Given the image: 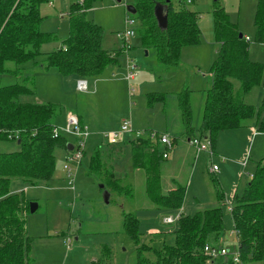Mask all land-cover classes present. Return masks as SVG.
<instances>
[{
	"label": "rangeland",
	"instance_id": "obj_1",
	"mask_svg": "<svg viewBox=\"0 0 264 264\" xmlns=\"http://www.w3.org/2000/svg\"><path fill=\"white\" fill-rule=\"evenodd\" d=\"M215 1L190 0V3L181 4L180 0H173L176 10L188 9L198 13L196 17L202 31L198 48L182 49L178 67L162 65L158 61L157 50L144 42L139 15L127 12V7L134 4L133 0L96 2L85 18L101 27L102 48L109 53L120 54V67H109L97 78L84 79L87 92H80L78 87V91L75 89L76 76H63L57 69L42 66L46 54L60 48L68 38L69 10L79 0H54L52 5L45 3L40 6L43 18L40 31L57 33V41L44 45L43 55L36 60L38 63L24 65L18 77L2 76L0 87L16 85L24 80L32 84L35 95H27L24 99L54 105L58 116L54 129L61 130V137L70 144L77 146L78 140L66 131L67 112L76 113L83 124L90 126L87 129L92 135L87 140L86 152L78 168L68 163L58 149L51 182L33 186L17 180L11 184L10 191L19 194L29 207L25 219L28 235L33 240L30 264H98V261L99 264H136L138 247L124 230V215H133L139 221L141 245L156 249L163 243L174 245L178 217L181 214L194 216L202 208L218 205L216 192L220 188L224 190L226 199L223 207L226 231L221 241L224 240L227 247L236 244L229 209L236 196H242L264 159V135L259 134L255 138L252 132L247 137L244 129L226 131L217 138L219 150L216 149L212 156L203 152L195 163V151L184 142L187 133L178 103V94L185 88L190 89L192 128H200L212 83L211 69L220 51L214 28ZM233 2L238 8L240 3L241 13L239 17L234 16L238 18L239 29L252 38V41L246 39L250 46L249 57L251 61L264 65V44L256 43L255 24H250V3L248 0ZM233 2L230 1L231 5ZM219 4L224 9V0H219ZM226 7L230 14L233 13L231 6ZM127 19L133 23L127 24ZM128 29L135 31V37L126 44L123 35ZM129 66H135V69L131 70ZM130 72L135 78L127 81ZM263 96L264 90L254 87L244 101L258 109ZM126 120L131 121L134 133L125 135L123 155L118 160L115 153L114 157L104 159L108 168L114 169L115 162L116 178L126 188L118 193L110 191L107 203L104 191L100 189V185L105 183L104 173L89 174L88 169L95 149L108 143L104 134L118 131ZM143 132L168 134L179 141L175 146L177 152H172L168 159L160 162L163 188H186L185 203L174 213L157 210L145 192V171L133 168L129 142ZM12 134L15 133L9 134L8 139L14 140L10 138ZM19 149L18 142L0 141V154L14 153ZM192 163H195L194 167H191ZM67 165L75 175V186L69 183L65 170ZM213 166L219 168L213 175L219 182L212 180L213 176L209 174ZM31 204L38 205L34 213L30 212ZM171 218L173 222H169ZM143 257L154 259L149 252H145Z\"/></svg>",
	"mask_w": 264,
	"mask_h": 264
},
{
	"label": "trees",
	"instance_id": "obj_2",
	"mask_svg": "<svg viewBox=\"0 0 264 264\" xmlns=\"http://www.w3.org/2000/svg\"><path fill=\"white\" fill-rule=\"evenodd\" d=\"M101 0H84L70 7L69 36L61 48L49 52L42 64L45 69H57L63 76L93 79L109 67H120L119 53L102 48V29L85 18L87 11ZM255 16L256 43L264 44V0H257ZM51 0H0V78L18 77L22 67L43 55L42 47L57 41L54 33L40 31L43 18L40 6ZM133 6L142 21L144 42L157 50L158 61L167 67H178L182 49L201 43V31L196 13L188 9L176 10L173 0H133ZM182 4V0H180ZM162 5L168 13V28L158 27L154 9ZM213 11L215 38L220 43L219 56L211 69L213 76L206 99L203 123L192 128L193 111L191 91L178 94L179 108L189 139L209 137L212 144L225 131L238 130L252 124L264 134V96L256 109L244 101L254 87L264 90V65L252 62L249 42L234 25L219 0ZM35 95V87L24 80L16 85L0 87V141L18 142L21 149L0 154V264H30L33 240L29 237L25 216L29 207L25 200L10 191L14 181L38 186L54 179L55 152L69 150L70 143L63 137L53 138L58 118L56 107L46 103H25L22 97ZM82 125V124H81ZM19 139H8L11 133ZM134 169L145 171V192L157 210L175 211L184 205L186 188L164 192L161 166L163 151L159 143L148 137L132 140ZM116 144V145H120ZM111 145V144H110ZM115 145V146H116ZM114 146V147H115ZM115 150L99 145L90 161L89 174H103V191L120 192L122 186L114 169L108 168L105 158ZM115 156V154H114ZM113 156V157H114ZM213 176V174H212ZM217 182L218 178L213 176ZM219 206L198 211L194 216L181 214L175 231L174 245L166 243L156 249L141 245L139 221L133 215H124V230L138 247L136 264H205L203 248L207 244L220 245L225 236L223 207L225 194L216 192ZM233 230L237 241L228 246L238 250L242 264H264V159L247 184L242 196H236L231 210ZM152 253L154 259L143 257ZM219 264H233L229 259Z\"/></svg>",
	"mask_w": 264,
	"mask_h": 264
},
{
	"label": "built area",
	"instance_id": "obj_3",
	"mask_svg": "<svg viewBox=\"0 0 264 264\" xmlns=\"http://www.w3.org/2000/svg\"><path fill=\"white\" fill-rule=\"evenodd\" d=\"M54 1V0H53ZM53 1L50 2V4H53ZM84 0H79V3H83ZM182 2L190 3V0H182ZM133 21L127 19V24H132ZM135 37V31L128 29L125 34L123 35L125 43H129V40L131 38ZM131 70L135 69V66L130 67ZM134 78V74L130 72L127 79L131 80ZM78 89L80 91L87 92V82L85 81H79L78 83ZM66 131L72 135H74L78 140V145L73 146L71 150H68L66 159L68 163H73L77 166V168L81 165V161L85 154V148L87 144V140L90 137V133L88 130L80 125L79 119L76 115H69L68 116V124ZM134 133L131 127V123L129 121H124L118 131H113L110 133H107L104 135L105 139L109 142L111 145H116L119 143L124 142L125 135ZM13 136V137H12ZM61 137V130L58 128L54 129L53 132V138L59 139ZM140 137H143L141 134H137L134 139H138ZM11 139L18 140L19 139V133L12 134L10 136ZM149 138L153 143H159L160 145L165 147V151L163 153V158H168V152L171 151L174 147V140L166 134H159L156 132H151L149 134ZM188 144L195 148L197 152H210L212 154V141L209 137L205 138H194L189 139ZM213 155V154H212ZM65 170L67 171L69 183L72 186H75V175H73L72 169L70 166H65ZM219 171V168L217 166H213L210 168V172L212 174H216ZM230 212L232 208L229 209ZM169 222H173V219H169ZM235 234V232L233 231ZM236 235V234H235ZM203 253L207 257L205 264H219L220 260L223 259V262H228L230 259L233 264H242L241 262V256L238 250H234L233 252L230 250L229 247L226 246L224 243V240L220 245H213V244H207L203 248Z\"/></svg>",
	"mask_w": 264,
	"mask_h": 264
},
{
	"label": "crops",
	"instance_id": "obj_4",
	"mask_svg": "<svg viewBox=\"0 0 264 264\" xmlns=\"http://www.w3.org/2000/svg\"><path fill=\"white\" fill-rule=\"evenodd\" d=\"M230 1L231 2H233V0H224V2L226 3L225 5L226 6H231V8H232V11H233V13H229L228 11H227V7L224 5V9H225V11H226V13H227V15L229 16V18H230V20H231V22L234 24V25H236V27L238 28V30H239V32L241 33V35L244 37V38H249L248 36H245L243 33H245V32H242L240 29H239V25H238V18H234V16H238L239 17V15H240V13H241V10H240V3H239V8L234 4V2L232 3V5H231V3H230ZM248 2L250 3V24L253 26L254 25V22H255V20H254V17L256 16L255 15V12H256V8H257V6H258V1L257 0H248ZM183 3H185V2H183ZM191 12H194V11H191ZM194 13H197V12H194ZM198 14V13H197ZM252 21H253V23H252ZM198 23H199V21H198ZM200 26V25H199ZM254 27H255V25H254ZM201 29V28H200ZM201 31V30H200ZM45 33H48V32H45ZM49 33H51V32H49ZM201 33H202V31H201ZM254 33H256V27H255V31H254ZM54 34H56L57 35V33H54ZM69 34V33H68ZM58 36V35H57ZM254 35H252L251 37H253ZM250 39V38H249ZM252 39V38H251ZM250 39V40H251ZM252 41V40H251ZM62 47V46H61ZM60 47V48H61ZM196 48H198L199 46H195ZM187 50L189 49V47H185ZM58 49V48H57ZM189 50H191V49H189ZM192 50H195V49H192ZM251 60V59H250ZM253 62V61H252ZM129 69H130V66H129ZM97 78V77H96ZM135 78V77H134ZM211 78L213 79V76H212V73H211ZM84 80V79H82V78H79L78 79V77L77 78H75V82H76V84H75V89L78 91V89H77V87H78V81L79 80ZM87 80V79H86ZM127 81H129L128 79H126ZM80 91V90H79ZM80 92H84V91H80ZM31 97H33V96H31ZM25 98V96L24 97H22V102H25V103H33V102H31V100H29V99H24ZM35 103H42V102H38V101H36ZM68 115H76L77 117H78V119H79V122H80V125L82 126V127H84V128H88V127H90L89 125H87V124H83L82 123V121H81V119H80V117L76 114V113H73V112H67V116ZM124 122V121H123ZM130 123H131V121H129ZM131 127H132V123H131ZM201 127V126H200ZM242 129H244L243 131H245V133L247 134V137H250V135H251V132H252V135L256 138L259 134H262V133H260V132H258V130H257V128L255 127V126H253L252 124H248V127H247V125L244 127V128H242ZM88 130V129H87ZM238 130H240V129H238ZM230 131H235V130H230ZM88 132H89V130H88ZM113 132V131H112ZM226 132V131H225ZM89 133H91V132H89ZM110 133V132H109ZM105 134H107V133H105ZM104 134V135H105ZM149 134H150V132H143V137H149ZM223 134V133H222ZM92 135V133L90 134V136ZM102 135V134H101ZM166 135H168V134H166ZM264 135V134H263ZM90 138V137H89ZM105 138V137H104ZM173 140H174V147H173V149L171 150V151H169L168 152V158H169V155L173 152V154L175 153V152H177V151H175V146H176V143L177 142H179L176 138H173V137H171ZM189 138L190 137H186V139L184 140V142H186L187 144H188V140H189ZM203 138H205L204 136H203ZM255 138H253V139H255ZM108 142V141H107ZM72 144H70L69 146H71ZM105 149H113V150H115L114 152H115V157H117V159L116 160H118L119 159V157L120 156H122L123 155V153H124V151L122 150L125 146H126V143L125 142H122L120 145H110L109 144V142L107 143V145H104V144H101ZM115 146V147H114ZM159 146H161L162 147V151L164 152L165 151V147L164 146H162V145H160L159 144ZM188 146H189V148L190 149H192V150H194L195 151V155H196V157H195V160H196V158L198 159V160H200L199 158L201 157V155L203 154V152H197V150L195 149V148H193V147H191L189 144H188ZM216 149H218L219 150V147L217 146V142L214 144V146L212 147V154L214 155L215 154V150ZM174 150V151H173ZM60 154H62V157L64 158V159H66V156H67V153H68V151L66 152L65 150H63V149H60ZM11 153H13V152H11ZM209 155H211L212 156V154L210 153V152H207ZM207 153H204V154H207ZM120 154V155H119ZM199 157V158H198ZM167 158V159H168ZM164 159V158H163ZM115 160V161H116ZM197 162V160L195 161V163ZM195 163H192V164H190L191 165V167H194V165H195ZM225 165V164H224ZM113 166H114V172H115V174H117L118 172L117 171H115V162H114V164H113ZM119 167H120V165H119ZM196 170H197V164H196V168H195V172H196ZM210 171V170H209ZM209 174L210 175H212V173L211 172H209ZM213 175H215V174H213ZM220 179L221 180H223V175H221L220 174ZM174 189H176V187H174V186H172L171 187V189L169 190V189H166L165 187H164V192L165 193H168L169 191H172V190H174ZM223 190V189H222ZM223 192H224V190H223ZM224 194H225V192H224ZM225 201H226V199H225ZM218 202V201H217ZM184 203H185V201H184ZM216 206H219V203H218V205H215L214 207H216ZM211 207V206H210ZM209 208V207H208ZM204 209H207V208H202V210H204ZM167 212H170V211H167ZM172 213H174V211H171ZM180 217V216H179ZM179 217H178V219H179ZM33 244V243H32ZM98 264H99V261H98Z\"/></svg>",
	"mask_w": 264,
	"mask_h": 264
},
{
	"label": "water",
	"instance_id": "obj_5",
	"mask_svg": "<svg viewBox=\"0 0 264 264\" xmlns=\"http://www.w3.org/2000/svg\"><path fill=\"white\" fill-rule=\"evenodd\" d=\"M116 1L118 3H121V0H116ZM167 2H169V0H167ZM127 12L132 15H135L137 13V10L135 9L133 5H130L127 7ZM154 15H155L158 27L162 30H166L168 28V13H167L166 8L159 4L156 5L154 9ZM240 37L242 38V35H240ZM72 148H73L72 145L69 146V150H71ZM103 188H104V185H100V189H103ZM109 198H110V193L108 191H104V199L107 203L109 202ZM37 208H38L37 204H31L30 212L34 213Z\"/></svg>",
	"mask_w": 264,
	"mask_h": 264
}]
</instances>
